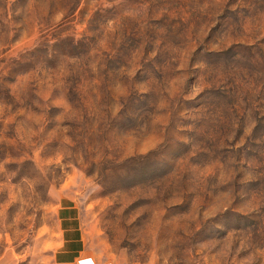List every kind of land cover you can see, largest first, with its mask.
<instances>
[{
  "label": "rangeland",
  "instance_id": "374dc122",
  "mask_svg": "<svg viewBox=\"0 0 264 264\" xmlns=\"http://www.w3.org/2000/svg\"><path fill=\"white\" fill-rule=\"evenodd\" d=\"M0 264H264V0H0Z\"/></svg>",
  "mask_w": 264,
  "mask_h": 264
}]
</instances>
